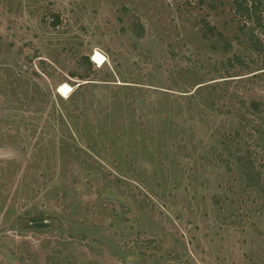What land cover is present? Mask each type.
<instances>
[{
	"label": "rangeland",
	"instance_id": "rangeland-1",
	"mask_svg": "<svg viewBox=\"0 0 264 264\" xmlns=\"http://www.w3.org/2000/svg\"><path fill=\"white\" fill-rule=\"evenodd\" d=\"M235 6L0 0V264H264V10Z\"/></svg>",
	"mask_w": 264,
	"mask_h": 264
},
{
	"label": "trees",
	"instance_id": "trees-1",
	"mask_svg": "<svg viewBox=\"0 0 264 264\" xmlns=\"http://www.w3.org/2000/svg\"><path fill=\"white\" fill-rule=\"evenodd\" d=\"M235 12L237 15H240L241 17H245L246 19H252L254 22L261 24L260 19L262 18V10H264V0H235ZM253 29V28H252ZM252 31V46L258 49H261V41L259 40V36ZM264 53V51H263ZM87 60H89L88 55L86 56ZM91 62V61H90ZM261 72H264V70H261ZM251 104L254 108L257 110H260L259 107L263 105V102L260 99H251ZM262 104V105H261ZM263 118L264 115L260 114ZM240 132L237 130L233 134V136H238ZM233 140H236L233 138ZM238 142V141H237ZM245 174L248 178L255 176V171L252 168H248V164L245 165ZM34 222H38V220H34Z\"/></svg>",
	"mask_w": 264,
	"mask_h": 264
}]
</instances>
